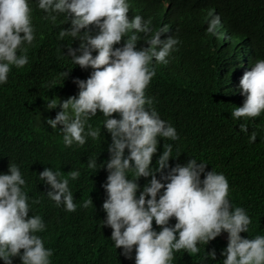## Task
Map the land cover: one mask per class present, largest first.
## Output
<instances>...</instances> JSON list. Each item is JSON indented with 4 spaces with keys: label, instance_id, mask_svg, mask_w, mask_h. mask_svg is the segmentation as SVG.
<instances>
[{
    "label": "trees",
    "instance_id": "1",
    "mask_svg": "<svg viewBox=\"0 0 264 264\" xmlns=\"http://www.w3.org/2000/svg\"><path fill=\"white\" fill-rule=\"evenodd\" d=\"M36 1L28 0V3ZM126 2L130 6V21L135 15L152 21V32L137 33L141 38L137 50L148 47L145 41L165 25L169 31L161 35V41L169 37L180 41L175 46L178 50L167 57V64L154 59L150 64L156 75L146 89V96L153 99L146 108L155 109L162 120L175 127L179 136L175 141L157 137V153L150 167L156 169L163 145L171 144V166L185 165L194 158L207 164L206 172L222 173L229 183L232 208H244L252 221L248 231L240 235L248 239L264 236V112L256 118L236 120L231 116L234 108L242 106L245 100L239 86L244 72L251 70L257 59H264V0ZM30 8L35 39L18 51L19 55L27 48L29 62L23 68L11 66L7 83H0V174H9V163L19 167L26 181L23 190L29 197V217L39 215L45 224L44 231L36 235L43 239L46 249L53 250L51 264H135V246L132 258H126L123 249H117L111 240L112 229L104 225L106 212L102 205L107 194L102 185L108 175L106 163L112 143L110 133L104 128L106 118L98 110L88 120L93 129H101V135L96 140L87 136L83 146L73 143L66 147L62 125L52 129L47 124V119H54L61 110L59 106L48 109L47 100L59 98L62 102L77 95L79 88L73 81L86 80L92 69H81L67 55L68 47L79 48L80 40L71 36L60 39V31L71 27L66 14H59L53 23L45 19L47 14L40 12L35 4ZM212 10L221 18L218 33L226 35L212 36L206 32L208 13ZM90 28L92 35L97 34V28ZM133 32L126 33L114 48L122 47ZM96 54L94 51L93 56ZM240 123L248 124L247 133L240 131ZM252 132H256L257 138L249 143ZM96 158L97 167L89 168L88 162ZM46 167L60 171L58 179H69L68 187L77 205L75 212H67L63 204L57 206L47 196L51 186L39 178ZM73 170L80 172L75 180L68 175ZM127 177L135 179L132 171ZM150 179L139 178L137 198ZM89 198L93 205L84 208L83 202ZM175 222V218L170 219V225L174 226ZM153 228L157 232L161 230L155 221ZM227 243L228 234L224 232L207 245L198 243L200 251L195 255L183 249L175 251L172 264H223L226 257L222 252ZM213 249L216 259H205ZM0 264H4L2 259ZM13 264H22L19 256L13 258Z\"/></svg>",
    "mask_w": 264,
    "mask_h": 264
},
{
    "label": "clouds",
    "instance_id": "2",
    "mask_svg": "<svg viewBox=\"0 0 264 264\" xmlns=\"http://www.w3.org/2000/svg\"><path fill=\"white\" fill-rule=\"evenodd\" d=\"M32 4L53 23L59 14H66L71 27L60 31V39L71 36L80 40L79 48L68 47L67 55L81 69H92L86 80L73 81L79 88L77 95L62 102L59 98L47 100L48 109L58 106L61 109L54 119H47V124L52 129L62 125L66 147L73 143L83 146L87 136L96 140L101 135V129H93L88 120L96 116L98 110L106 118L104 128L110 133L112 143L108 147V175L102 185L107 194L102 208L106 212L104 225L112 229L111 240L117 249H123L122 255L131 259L135 246V264H172L175 251L183 249L195 255L200 251L198 243L207 245L226 232L228 243L222 252L226 257L223 264H264V236L248 239L240 235L248 231L252 221L244 208H232L228 199L229 183L222 173L206 172L207 164L198 163L194 158L185 165L171 166V144L163 145L156 169L153 171L150 167L157 153V137L179 139L175 127L162 120L155 109L146 108L153 103V99L146 96V89L156 75L151 62L154 59L167 64V57L178 50L175 46L180 43L174 37L161 41V35L168 32L169 27L165 25L154 32L145 41L148 47L137 50L141 39L137 33L152 32V21L151 18L145 21L140 15L130 21V6L126 0H38L31 3L0 0V83H7L11 66L23 68L29 62L27 48L19 55L18 51L35 39ZM208 17L206 32L212 36L226 35L218 33L221 18L214 10ZM90 26L98 29L97 34L92 35ZM133 30L122 47L114 48ZM63 75L67 77L68 73ZM239 86L245 100L242 106L234 108L232 118L259 117L264 112V59H257L251 70L244 72ZM113 114H118L119 118H114ZM248 127L247 123L239 124L241 132L247 133ZM256 138V132H252L249 143H254ZM96 160H90L88 167L95 169ZM129 171L134 173L135 179H128ZM8 172L0 174V259L4 264H13V258L19 256L22 264H51L53 250L46 249L43 239L36 235L44 231L45 224L39 215L29 217V197L23 190L26 181L16 164L9 163ZM201 174H204L203 180ZM68 175L75 180L80 172L73 170ZM60 176V171L53 172L47 167L39 173V178L51 186L47 196L57 206L63 204L67 212H75L77 205L68 187L69 179H58ZM140 177L151 179L137 198ZM89 205H93L91 198L82 206L88 208ZM171 218H175L174 226L170 225ZM153 221L160 226L159 232L154 230ZM208 258L216 259L215 249L207 252L205 259Z\"/></svg>",
    "mask_w": 264,
    "mask_h": 264
}]
</instances>
